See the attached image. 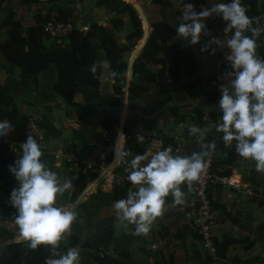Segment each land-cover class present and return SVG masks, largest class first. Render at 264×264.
I'll return each instance as SVG.
<instances>
[{
	"label": "trees",
	"instance_id": "trees-1",
	"mask_svg": "<svg viewBox=\"0 0 264 264\" xmlns=\"http://www.w3.org/2000/svg\"><path fill=\"white\" fill-rule=\"evenodd\" d=\"M37 1L19 0L21 4ZM108 1L110 0H96L95 5L101 6ZM7 2L10 0H0V12L3 13L0 30L6 34L5 39H0V54L5 62L4 69L16 72L17 83L23 87V96L32 95L37 90L38 75L47 68L49 63H53L56 68V82L53 85V91L81 116L95 115L97 112L96 100L98 104L107 103L110 106L121 104L122 87L126 82L124 73L128 68V60L124 55L131 52L137 41V46H141L144 42L141 19L131 3L119 0L115 9L117 14L109 20L111 29H106L89 18L87 32L72 30L61 40L52 38L53 42L46 46L44 40L51 37L44 31L43 24L49 18L44 17L43 14H36L34 24L24 25L19 19L14 18L15 11L7 5ZM228 2L230 0H227ZM241 3L247 9L246 14L258 21V24L254 22L253 26L264 25L262 17L264 4L262 7L260 6L261 0H241ZM69 17L67 10H61L54 19L66 20ZM143 20L144 29L148 31L150 27V31L144 46L132 62L131 78L127 87V96L130 102L146 92H180L201 85L202 80L197 75L199 61L190 46L181 47L176 42L177 34L174 27L166 20L156 21L150 25L147 18L144 17ZM114 32H122L125 42L120 43ZM246 34L251 35V33ZM227 48L225 45L223 50ZM256 54L260 59H264V34L257 39ZM93 63H98L101 67L104 64L110 65V70L119 74L112 78L114 85L111 96L100 95L101 71L98 68L94 76L90 71ZM220 67L225 73L231 70V68L222 65ZM154 85L155 90H153ZM168 112L175 122H183L185 119L184 115L179 113L177 106L169 107ZM191 116L197 124H202L207 117L197 107L192 109ZM220 116L221 113L217 116H208L212 119L213 126L206 132V143L214 144V151L219 156L217 160L210 163L209 170L215 177H228L232 174L234 164L240 156L235 151V143L231 148L225 147L222 139L223 133L216 131V125L221 122ZM113 117L114 114L109 113L103 116L107 119L105 130L110 131L114 121L117 124L118 117ZM28 118L27 113L18 110L8 85L0 83V121L8 120L14 128L8 137L16 141L22 140ZM38 123L43 129L45 137L59 136L60 131L50 118H39ZM124 131L126 143H128L131 133L128 127H124ZM156 139L161 148L171 147L174 155L190 156L193 153L178 152L177 142L168 134L159 132ZM200 150L198 147L195 151ZM133 151L137 154H145L147 148L137 144L134 145ZM20 155L8 152L6 144L0 140V211H10L16 215L17 210L9 203V199L12 190L19 185L14 174L10 172L9 165H14ZM115 158L116 152H114L113 160ZM41 159L51 169L54 155L44 153ZM96 175L88 169H78L72 180L71 198H76L85 189L87 182ZM129 186V181L115 183L109 194L102 195V200L118 201L126 198ZM88 188L89 193L90 185ZM222 189V184L218 182L208 184L206 195L209 199V206L212 211L219 210L230 216L226 211L225 204L219 202ZM230 219L234 221V218ZM79 224L73 223L71 234L60 242V248L57 250L59 254L66 252L69 248L80 246ZM0 231H4L6 234L4 239L6 243L0 253V264H46L48 258H54L49 247L41 245L33 250L27 242L15 241L11 230L2 228ZM114 237L112 216L95 221L90 242L93 251L91 258L98 264H120L122 262L120 257H113L105 251L106 243L113 240ZM212 241L215 250L211 258H224L228 246L234 243H244L245 249H249L254 244L253 239L247 237L237 239L229 235H223L221 240L213 237ZM261 260L263 259L252 257L245 261L259 263Z\"/></svg>",
	"mask_w": 264,
	"mask_h": 264
},
{
	"label": "crops",
	"instance_id": "crops-1",
	"mask_svg": "<svg viewBox=\"0 0 264 264\" xmlns=\"http://www.w3.org/2000/svg\"><path fill=\"white\" fill-rule=\"evenodd\" d=\"M10 1L11 2H7V5L12 7L15 11L14 18L19 19L24 25H31L35 22L34 16L36 14H42L39 13V10L37 12L33 11L42 7V2L45 0H38L37 2H29L26 4H21L19 0H14V4L12 0ZM72 1L74 2V0ZM134 1L139 5L141 2V7L149 23L166 20L175 30L181 22L179 18L182 15L183 2L194 4L197 12L204 8H210L215 3H227V0ZM73 2L71 4H77V12L87 13L86 18L88 20L90 18L98 24L103 25L106 29H111L109 20L116 16L117 13L115 9L117 8L119 0H110L101 6L95 5L96 0H80L77 3ZM15 3L21 4V7L18 4L15 5ZM263 4L264 0H261L260 6L262 7ZM2 17L3 13L0 12V21ZM71 17H75V15ZM262 17L264 18V12L262 13ZM205 23L211 35L207 38H202L200 43L188 45L183 40L176 38V42L181 47L190 46L195 53L199 61L197 75L201 78L202 84L193 89L180 92H152L151 119L155 120V122L156 120L161 122V126H154V128H165L167 123L175 122L168 112V108L172 106H177L179 113L183 114L185 118H188L185 114H191L194 107L203 111L207 117L209 115L217 116L220 113L218 107L219 100L221 99L218 95L219 85L221 83H227V81L220 79L224 76L225 72H223L220 67L219 59L225 50L219 48L216 44H212L211 48L216 49L215 53L212 54L211 48L202 52L201 47L204 43V39H211L213 36L219 38L224 45H227V40L230 38L231 33L226 34L224 32L227 22L224 21L221 16L213 15L207 18ZM148 31H150V27ZM114 33L117 40L119 39L117 37H122L123 41H120V43L125 42L122 32ZM5 38L6 34L4 37L0 36L1 40ZM52 42V38L44 40L46 46H49ZM138 48H140V46H138ZM257 57L260 58L258 55ZM0 58H2L1 54ZM1 64L0 59V83L8 85L11 94L15 98L18 110L28 115H38L41 119L42 117L50 118L51 122L61 133V135L59 134V138H54V147L57 148L56 152H50L54 155L50 170L57 173L61 182L73 179L76 176V170L78 168L76 167V163H79L80 166L85 168L87 163H91V160H89L91 153L85 155L81 149L78 150V156L64 153L66 149H64V147H67L66 142L69 144L75 142L72 140L74 131L82 133L85 137L93 136L94 133H92V131L100 127L103 116L108 113L115 115L118 109L120 110L121 104L118 106H110L107 103L98 104L96 100L95 105L97 107V112L95 115L83 117L79 113L73 111L53 91V85L56 82V68L53 63H49L47 68L38 75L37 90L34 91L32 95L28 96H23V87L17 83V75L15 73L13 75L12 73L6 72L3 67H1ZM130 78L127 79L130 80ZM113 85L114 80L112 78L102 74L100 75V95L111 96V94H113ZM153 90H155V85L153 86ZM144 94L145 93L142 95ZM16 96H18V98ZM18 101H20L21 106L18 105ZM127 102L130 103L129 98ZM136 107L138 108V102L136 103ZM126 109H129L128 104L126 105ZM188 110L190 112H186ZM77 117L82 118L84 121V123H81V126H78V124L74 122V120H77ZM183 123L184 121L178 122V124L174 126V129H177V133L181 130L179 125ZM80 130H83V132ZM166 130L169 129H162V133L168 134ZM149 135H153V133L151 132ZM168 135L172 136L173 134ZM47 141L48 139L45 137V142ZM56 143L59 144V146ZM177 145L179 144L177 143ZM102 146L103 145L99 144L92 147L93 153L101 152ZM152 154L153 153H151V155ZM59 156L66 158L61 160ZM72 157L77 159V161L70 159ZM69 161H73V163ZM96 161L100 162V158ZM98 165L101 166L100 163ZM253 168L255 169L254 161L244 160L239 157L237 162H235L231 178L234 175L242 176L244 178L242 183L245 185V188H241L240 185L237 187L226 184L222 185L223 189L220 194L219 202L225 204L226 211L230 216L219 210H215L213 213L214 221L211 222V230L214 238L221 240L223 235H229L237 239L247 237L254 240V244L249 249L244 248V243H234L228 246L224 258H211L214 252L203 247L201 237L195 234L191 220L186 217V213L189 211L187 204L186 206H173L171 196L166 200L164 215L157 218L153 223L149 234L147 236H137L133 234L135 225L127 224V222L121 223L117 217L116 210L113 207L116 201L101 200L99 202V199H95L94 197L96 194H91L85 204L87 205V209L92 211H88V215L86 216L88 220L79 224L80 227L84 224L86 226L80 229V244L85 241L91 242L94 224L97 219L112 216L114 220L115 237L113 240L106 243L107 249L105 251L113 257H120L122 261L120 264H264V173H259L254 170L255 173L252 174L251 169ZM70 173L71 175H69ZM91 185L95 186V183L90 184V186ZM132 187L130 182L128 190ZM181 187L182 191L187 194L186 199L188 202L189 192L184 185ZM89 192L92 193L91 190H89ZM109 192L110 191L103 190V195H107ZM70 196L71 189L63 195L65 198H70ZM91 200L95 203L96 201L98 202L93 204ZM230 218H234V221ZM85 220L86 219H84V221ZM11 221H13L12 218L0 217V224L4 229L11 230V227H9ZM0 233L4 234L5 232L0 231ZM5 243L6 241H0V253ZM152 245H155L156 248H152ZM74 248L79 249V264H98L91 258L93 253L92 248H81L79 246ZM66 252H62L61 254H66ZM252 257H259L263 260L259 263L245 261Z\"/></svg>",
	"mask_w": 264,
	"mask_h": 264
},
{
	"label": "clouds",
	"instance_id": "clouds-1",
	"mask_svg": "<svg viewBox=\"0 0 264 264\" xmlns=\"http://www.w3.org/2000/svg\"><path fill=\"white\" fill-rule=\"evenodd\" d=\"M246 12L241 0L216 3L199 12L194 4L183 2L176 34L186 44L196 45L211 35L205 23L207 18L216 15L227 22L224 32L231 33V36L227 40L230 54L226 59L231 70L220 78L227 83L219 85L221 122L216 125V131L223 133L225 147L231 148L235 143L236 153L244 160L254 161L255 170L264 173V59L256 54L257 39L264 34V25L253 26L258 21ZM212 44L221 49L225 47L219 38L213 36L204 39L201 51H207ZM215 51L211 48L212 54ZM98 68L109 78L119 75L110 70V65L101 67L93 63L90 71L94 76ZM13 130L8 120L0 121V138H6ZM189 135L197 139L201 149L190 156L174 155L173 149L168 147L150 158L145 153L128 161L126 158L131 151L117 150L116 162L128 164L125 171L133 187L126 198L116 201L113 207L121 223L135 225L134 235L149 234L153 223L164 215L169 196L173 206H186L187 194L181 186L186 185L191 191L193 184L206 171V157L215 145L206 143V129L190 127ZM143 139V136H137L139 143H143ZM20 149L22 154L14 165H9L19 185L12 190L9 199L17 210L15 224L19 238L33 250L41 245L49 247L52 256L58 258L50 257L46 264H79V249L69 248L66 254L57 251L77 220L76 212L56 206L57 197L72 189V181L61 182L57 173L46 166L41 159L44 155L41 145L32 135L26 137Z\"/></svg>",
	"mask_w": 264,
	"mask_h": 264
},
{
	"label": "rangeland",
	"instance_id": "rangeland-1",
	"mask_svg": "<svg viewBox=\"0 0 264 264\" xmlns=\"http://www.w3.org/2000/svg\"><path fill=\"white\" fill-rule=\"evenodd\" d=\"M12 1L14 4V0H12ZM78 1H80V0H78ZM78 1L74 0V2H73L72 0H45L42 2L43 3L42 7L37 8L33 12H37L39 10L40 11L39 13H42L44 15V17L51 19V18L57 17L61 10H67V14L70 17L73 15L76 16V14L79 13L83 16V18L85 20H88L86 18L87 17L86 12H83V13L77 12V10H76V9H78L77 4L76 5L71 4L72 2L77 3ZM123 1L131 3L132 6L135 8V10L138 13V16L141 19L142 28H143V32H144L145 29L143 27V24H144L143 18L144 17L147 18V17L145 15L143 8L141 7V2L139 5L138 3H135L134 0H123ZM137 1H140V0H137ZM15 2H17V1H15ZM17 4L21 7V4L15 3V5H17ZM43 12H45V13H43ZM147 21H148V19H147ZM4 35H5L4 31L0 30V36L4 37ZM117 38H119L118 39L119 42L123 41L121 36L117 37ZM137 44H138V41L136 42V46L131 50V52H128L124 55L125 58L128 60V62H129L130 57L135 58V56H136L135 54H137L138 50H140V48H138ZM0 59H1V63H2L1 67H3V69H4L5 62H4L3 58H0ZM5 71L12 73L13 75H14V73L16 74V72L14 70L13 71L12 70H10V71L5 70ZM124 76H125V78H130V72H128V68H127V71L124 73ZM218 95L221 98L220 91L218 92ZM16 97L18 98V96H16ZM137 102H138V108L136 107ZM18 105L21 106L20 101H18ZM186 112H190V111L188 110ZM122 114H123V118H124V120H123L124 125H123V127H121L122 130L120 129V126H118L119 124H116L115 121H114V123H112L113 125L111 126L110 131L105 130V122H107V119L103 118V120L100 122V124H101L100 127H98V129L95 128L94 131H92V133H94V135L93 136L91 135V137L90 136L85 137L82 133H80L78 131H74V134H72V135H74L72 140L75 141L74 142L75 145H74V143L69 144L66 142L67 147H64V149L66 148L67 152L65 149L64 153H69L72 156L73 155L78 156V150H80V149H81V151H83V153L85 155H87L88 153H91L89 160H91L90 162L93 165H95L94 168H96V169L92 170L89 168L88 170L90 172L96 173L97 174L96 177H97L105 165H106L105 167L108 170L110 169V167L115 166V168H114V174H115L114 182L115 183H118V182L123 183L124 181H129L126 179V177L128 176V172L125 171V169L128 167V164L123 163V162H116V158L113 160L114 152H117L118 149L130 150L131 155L126 158L128 161H130L133 157H135L136 155H139L133 151L134 145L138 144L139 146L147 148L146 153L149 155V158H150L151 153L155 154L158 151L164 150L163 148L160 147L159 142L157 141L156 138L158 137L159 132H162V129H169V130H166V132H168V134H173L172 135L173 138L179 144L178 145V152H194L198 147H200V145L194 136L189 135V128L190 127H200V128L206 129V132H207L213 126V121L209 117H206L202 124H197V123H195V119L191 116V114L186 113L185 116H187L188 118H185L184 123L179 125L181 130H179L178 133H177V129L176 130L174 129V126L177 125L178 122H173V123L169 122V123H167L165 128H163V127H160V129H158L157 127L154 128V126H161V122L159 120L158 121L156 120V122H155V120L151 119V92L150 93L146 92L140 98H136V99L132 100L130 102L128 110L126 109V107L122 108V106H120V110L118 109L117 113L114 115L113 118H115V116L120 117ZM111 120H114V119H111ZM74 122L76 124H78V126H81V123H84L82 118H78V117H77V120H74ZM124 127H128V130L131 133V136L128 139V143H126V136H125ZM80 131L83 132V130H80ZM151 132L153 133L152 139H151V135L149 136V134H151ZM145 134H147V135H145ZM60 135H61V133H60ZM138 135L143 136V138H144L143 143H139L137 141ZM55 138H59V136L55 137ZM46 139H48V141L44 142V147L42 148L43 153L51 154L50 153L51 151L56 152L57 147H54L55 146V144L53 143V142H55L54 138L46 137ZM99 144L103 145L101 152L93 153L92 147L99 145ZM57 145L59 146V144H57ZM166 148H168V147H166ZM79 156H80V154H79ZM102 156L104 157V163H102L101 166H99L98 164L101 163V157ZM56 158H57V156H56ZM59 158H61V160H63L66 157H63V156L60 157L59 156ZM99 158H100V162L96 161V160H99ZM218 158H219V156L217 155L215 160H217ZM70 159H72L74 161L77 160L73 157ZM70 163H73V161H71ZM109 163H111V164H109ZM142 163H147V161H143ZM254 170H255L254 168L251 169L252 174L255 173ZM232 178H235L238 180V185H240L241 188H245V185L242 183V181L244 179L242 176L234 175ZM72 180L73 179H71V181ZM91 180H89V181H91ZM209 183H216V182L209 181ZM86 186H88V184ZM93 188H94V186L91 185L90 190L92 193L89 192L90 194H87L85 197H83L81 199V201L77 204H76V200L83 191L81 193H79L76 196V198H74V199H72L71 196H70V198L58 196L56 206L61 207V208H68V209L76 212L77 213V220L74 223H77V224L84 223L88 220L86 218V216L88 215V211H90V212L92 211V210L87 209V205L85 204L86 200H88V197L91 194H96L94 197H95V199H99V202L103 199L102 198V195H103L102 189H93ZM91 202L93 204H96L98 201H96V203H95L93 200H91ZM187 206H188V208H190V206L188 205V202H187ZM84 219H86V220L84 221ZM213 221H214V218H212L210 220V222H213ZM84 226H85V224L82 227H84ZM1 227L2 226L0 224V229H2ZM9 227H11V231L14 234L13 239L15 241H22L19 238L18 226L15 224L14 219H13V221H11V224L9 225ZM82 227H80V229ZM0 237H1L0 241L5 242L4 239L6 238V234L0 233Z\"/></svg>",
	"mask_w": 264,
	"mask_h": 264
},
{
	"label": "built area",
	"instance_id": "built-area-1",
	"mask_svg": "<svg viewBox=\"0 0 264 264\" xmlns=\"http://www.w3.org/2000/svg\"><path fill=\"white\" fill-rule=\"evenodd\" d=\"M44 31L51 37L61 40L64 38L69 32L72 30H78L80 32H87L89 29V23L86 21L83 16L79 13L76 14L75 17H71L66 20H55V19H49L44 24ZM230 54V50L227 48L221 58L219 59V64L226 67L231 68V65L229 61L226 59V55ZM129 80L126 78L125 85H123L122 90L123 94L121 96V106L122 108H125L128 104V94H127V87H128ZM39 116L35 114H29V118L26 125V130L24 133V138L20 141L13 140L9 138L8 136L6 138H0V140L6 144L8 148V152L13 153L15 155L22 154V150L20 149V144L26 140V137L28 135H32L37 142L41 145V149L44 147L45 142V135L44 131L41 128V125L38 123ZM123 114L118 117L117 124L121 127H123ZM216 159V153L214 149L210 150V155L206 157V171L201 175V178L198 182H195L192 186L191 191L188 190L187 186L185 188L188 190L189 194V201L188 205L190 206L189 211L186 213V217L191 220L193 230L195 234L199 235L201 237L202 245L204 248L208 249L211 252H214V244L212 241L213 233L211 230V222L210 220L213 218V213L209 206V199L206 195V188L209 184V181L211 182H218L222 185H230L237 187L238 182L235 179L231 178V175L228 177H215L213 174H211L209 167L210 163ZM103 160V161H102ZM77 161V160H76ZM104 163V157L101 158L100 165ZM111 164V163H109ZM77 170L80 168H84L79 165V163H76ZM108 165V164H107ZM92 169L95 170L94 165L92 163H87L84 169ZM114 168L115 166L110 167L109 172L102 175V178L98 182L95 189H102L105 191H111L114 182ZM76 170V172H77ZM102 171V170H101ZM94 179V178H93ZM92 179V180H93ZM128 180V177H126ZM88 186L90 184V181H88ZM85 187V188H86ZM85 190V189H84ZM83 190V191H84ZM89 194V193H87ZM152 248H156L155 245H152ZM58 258V257H54Z\"/></svg>",
	"mask_w": 264,
	"mask_h": 264
},
{
	"label": "water",
	"instance_id": "water-1",
	"mask_svg": "<svg viewBox=\"0 0 264 264\" xmlns=\"http://www.w3.org/2000/svg\"><path fill=\"white\" fill-rule=\"evenodd\" d=\"M143 35H144L143 36L144 37V42L141 45L140 50L144 46V44L146 42V39H147V37L149 35V31H144L143 32ZM140 50H138L137 54H135L136 56L138 55V53L140 52ZM133 59H134V57L133 58L130 57V59H129V62H128V72H131V67H132ZM88 189L89 188L86 187L85 190L80 194V196L76 200V204L79 203L81 201V199L86 196V194L88 193ZM15 215H16L15 213L10 212V211H0V217H9V218L15 219ZM79 247H81V248H84V247L92 248V245L89 242L85 241V242L81 243Z\"/></svg>",
	"mask_w": 264,
	"mask_h": 264
},
{
	"label": "bare ground",
	"instance_id": "bare-ground-1",
	"mask_svg": "<svg viewBox=\"0 0 264 264\" xmlns=\"http://www.w3.org/2000/svg\"><path fill=\"white\" fill-rule=\"evenodd\" d=\"M105 166L102 168V171L98 174V176L95 177L93 180L90 181V184L95 183V186H94L93 189H95V187L97 186L98 182L102 178V175L105 174V173H107V172H109V170Z\"/></svg>",
	"mask_w": 264,
	"mask_h": 264
}]
</instances>
